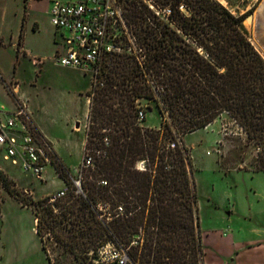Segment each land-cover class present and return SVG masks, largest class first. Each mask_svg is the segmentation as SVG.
<instances>
[{"label": "trees", "instance_id": "1", "mask_svg": "<svg viewBox=\"0 0 264 264\" xmlns=\"http://www.w3.org/2000/svg\"><path fill=\"white\" fill-rule=\"evenodd\" d=\"M152 1L171 8L168 21L142 0H125L140 53L109 57L87 91L84 155L92 165L80 168L79 193L53 153L52 164L72 191L63 204L47 196L32 203V210L39 235L43 224L51 232L70 224L86 238L79 243L86 253L112 242L127 253V264H201L197 190L181 141L224 116L254 150L253 171L264 172V58L249 40L245 17L218 1ZM0 80L6 88L1 73ZM139 100L157 107V128L143 126L151 106L140 107ZM33 130L40 135L34 124ZM0 184L31 205L1 170ZM66 249L77 258V249Z\"/></svg>", "mask_w": 264, "mask_h": 264}, {"label": "rangeland", "instance_id": "2", "mask_svg": "<svg viewBox=\"0 0 264 264\" xmlns=\"http://www.w3.org/2000/svg\"><path fill=\"white\" fill-rule=\"evenodd\" d=\"M27 1L32 3L23 34L28 48L38 54L37 62L32 56L26 58L13 73L9 64L12 49L7 47L4 62L0 64V73L7 87L0 80V103L10 108L7 88L14 91L13 85L18 81L19 91L31 95L36 110L41 108V118L38 120L42 122L56 156L73 176L75 186L82 167L80 161L88 123L87 92L85 95L80 92L88 87L89 75L60 67L51 59L55 51V28L50 23L49 10L54 1L69 0ZM216 1L232 14L245 17L243 24L249 40L264 58V30L261 27L262 18H259L264 0ZM23 5V0H0V27L4 26L6 10L13 15ZM250 15L253 16L251 23L246 21ZM34 22L37 24L34 25ZM6 24L13 30L15 21L12 16ZM133 53H140L136 40L134 52L125 54ZM87 98L90 101V97ZM138 103L140 107L151 106L143 126H159L160 115L155 104L145 100ZM242 138L238 127L222 116L208 127L184 136L181 141L190 154L197 190V214L203 249L201 264H264V172L253 171L255 152ZM0 165L15 178L0 168L19 198L31 203L22 205L0 184V264H113L102 262L113 253L112 248L105 247L106 244L96 252H83L79 243L86 241V238L80 237L70 224L57 225L53 232L43 224L42 232L40 235L37 233L32 203L52 196L65 184L52 163L46 165L40 178L24 173L2 156ZM68 194L59 198L62 204L66 202ZM52 208L54 214L59 215V208ZM39 211L44 214V210ZM71 219L74 221L75 218L72 216ZM66 247L77 249V258ZM115 248L117 252H123L117 246ZM100 253H103L102 258Z\"/></svg>", "mask_w": 264, "mask_h": 264}, {"label": "built area", "instance_id": "3", "mask_svg": "<svg viewBox=\"0 0 264 264\" xmlns=\"http://www.w3.org/2000/svg\"><path fill=\"white\" fill-rule=\"evenodd\" d=\"M155 14L168 21L170 7L160 9L152 0H142ZM125 0H69L54 1L49 10V20L55 28L60 41L55 42L52 61L60 67L80 70L96 80L103 65L113 55H121L134 50L135 38L131 34L124 10ZM179 10L185 12L183 5ZM126 44V45H125ZM143 119L141 111L138 120ZM53 152L50 146L37 132L25 104L17 103L12 111L0 104V156L12 165L20 167L24 173L42 177L45 167L52 163ZM92 165V157L85 154L81 168ZM80 178L75 181L76 193H79ZM67 188L59 191L53 200L66 196ZM104 246V245H103ZM110 247L108 259L103 263L127 264L125 252H117L114 243ZM103 253H100L102 258Z\"/></svg>", "mask_w": 264, "mask_h": 264}, {"label": "crops", "instance_id": "4", "mask_svg": "<svg viewBox=\"0 0 264 264\" xmlns=\"http://www.w3.org/2000/svg\"><path fill=\"white\" fill-rule=\"evenodd\" d=\"M24 1V5L23 8L17 13H13V15L11 14V12H9L8 10L5 11L3 18H4V26L0 27V64L4 62V55L7 54L5 51L7 50V47L11 48V55L9 58V64L11 65V68L13 70V73H16L17 69V65L21 63L22 60L26 59V58H31V56L33 57V60L35 62H37V56L38 54H34L33 50H31L30 48H28V46L25 43V38H24V29H25V21L27 18V13L31 10V3L30 1L27 0H23ZM13 17L14 21H15V25L13 27V30L10 29L9 25L6 24L10 17ZM37 24L36 22H34V25ZM34 25L31 27V29H34ZM37 29V28H36ZM56 41H60V38L58 36V34L56 33V31L54 30V37H53V42L55 44ZM56 48V47H55ZM40 62V61H38ZM43 64V63H41ZM77 70V69H76ZM80 71V70H78ZM81 72V71H80ZM82 73V72H81ZM85 75V74H84ZM91 88V78L89 77V84L87 88H83L82 91L80 92V94H84ZM13 92H15V97H16V101H14L8 94V96L10 97V101H11V106L10 108H7L5 105H3L7 110H14L16 108V104L17 103H23L25 104L27 111L29 113V117L32 121V123L36 126V128L38 129L41 137L49 142L51 144V148L53 150L54 154H57L53 148L52 143L50 142V140L47 137V133L45 132V130L42 127V122L40 120H38L39 118H41L40 116V110H36L35 108V103L31 97V95L29 94H24L21 93L19 91V87H18V81H15V84L13 85ZM7 92V91H6ZM86 102L88 104L87 107V113L89 110V100L86 96ZM86 118H87V114H86ZM85 118V119H86ZM80 123V122H79ZM78 124V123H77ZM76 124V125H77ZM81 124V123H80ZM158 127V126H156ZM155 127V128H156ZM82 131L84 133V129L82 126ZM84 147H85V133H84V145H83V152H82V157H81V161L83 158V154H84ZM81 161H80V166H81ZM79 166V167H80ZM0 168L4 170L5 173H7V171H5V169L3 167ZM11 178L15 179L12 175H10L9 173H7ZM66 188V185L64 184V186L58 190L55 194H53L52 196H55L59 191H62Z\"/></svg>", "mask_w": 264, "mask_h": 264}, {"label": "bare ground", "instance_id": "5", "mask_svg": "<svg viewBox=\"0 0 264 264\" xmlns=\"http://www.w3.org/2000/svg\"><path fill=\"white\" fill-rule=\"evenodd\" d=\"M259 18H262V22H261V27L263 28L262 30H264V4L262 5V7L260 8L259 11ZM261 20V19H260ZM260 22V21H259ZM256 23V22H255ZM261 29V28H260ZM256 40L258 42V37L256 36ZM264 40V39H263Z\"/></svg>", "mask_w": 264, "mask_h": 264}, {"label": "water", "instance_id": "6", "mask_svg": "<svg viewBox=\"0 0 264 264\" xmlns=\"http://www.w3.org/2000/svg\"><path fill=\"white\" fill-rule=\"evenodd\" d=\"M246 21L247 22H253V16L252 15H250V16H248L247 18H246Z\"/></svg>", "mask_w": 264, "mask_h": 264}]
</instances>
